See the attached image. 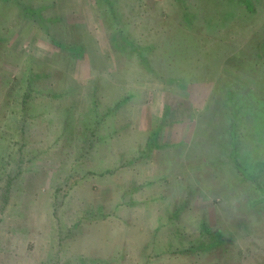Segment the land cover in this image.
Listing matches in <instances>:
<instances>
[{
	"label": "rangeland",
	"instance_id": "obj_1",
	"mask_svg": "<svg viewBox=\"0 0 264 264\" xmlns=\"http://www.w3.org/2000/svg\"><path fill=\"white\" fill-rule=\"evenodd\" d=\"M112 1L121 27L103 2L88 13L90 0H0V264H264V194L238 204L249 185L211 137L212 115L200 116L217 109V93L225 100L226 82L253 91L246 110L258 128L241 161L262 178L264 0H245L253 10L240 0ZM42 17L64 19L52 36L84 55L52 43ZM66 23L81 26V40ZM122 29L151 47L160 78L129 48L114 59ZM156 131L160 148L149 151ZM202 226L233 239L232 259L179 254Z\"/></svg>",
	"mask_w": 264,
	"mask_h": 264
},
{
	"label": "trees",
	"instance_id": "obj_2",
	"mask_svg": "<svg viewBox=\"0 0 264 264\" xmlns=\"http://www.w3.org/2000/svg\"><path fill=\"white\" fill-rule=\"evenodd\" d=\"M240 1H245V0H240ZM90 2H93L94 6H92V5L90 6V5H87L85 3L84 5H86V6L83 7L86 9V11L88 13H94L93 8L95 7V4H96V7L99 8L103 2L104 5H106L109 8L110 12L112 13L115 25L116 26L119 25V27H121L120 26L121 19H119V17H117V15H114L116 13V8H115V4L113 3L112 0H103V1L102 0H90ZM245 2H246L245 3L246 8L249 10H253L252 4L249 3L248 1H245ZM181 4H182L183 11H184V17H185L184 19L186 20L187 24H189L190 23V19L188 16L189 15V9L183 1L181 2ZM19 6L25 11V13H30L29 8L27 6H23L20 3V1H19ZM46 19L47 18L42 17V20H46ZM47 20L49 21V23H48V21H46V23L48 25H46V26L43 25V28H44V31H46L48 33L46 35H48L47 37H50L51 42L54 43L56 46L62 48L63 50H68L69 53L71 51L72 53L74 52L73 54L76 53L78 55V57H82L84 55V52L86 51L85 47L82 44L78 45L79 46L78 48L72 49V48H69V45H64V44L60 43L56 39V37L52 36V34H51L52 27H54L53 25L55 23H58L60 21H65V20L62 18H57V19L48 18ZM104 22L106 23L105 20H104ZM64 25H65L64 30H66V29L68 30V31H66V33H68L71 36V39L74 42H78L79 39L80 40L82 39L80 32L78 33V30L80 29L81 26H79V29H78V25H75V24L66 23ZM59 28L61 29V27H59ZM59 28L57 27V30H59ZM123 31H124L123 29L117 31V33L112 35L111 39H110V42L112 43L111 47L113 49V51L111 49V55L114 57V59H117L118 53L120 55H122V53H124V51H128V48H129V49H131L130 52L132 53V55H134L135 58L137 59L139 66L144 71H146L148 74L152 75L153 77H155L157 79L160 78L158 76V74H156L155 69L153 68L152 61H150V55L148 53L150 52L149 50L151 47L143 48L141 46H138V45L132 43L130 41V39L124 35ZM262 53L264 54V50H262L260 54H262ZM224 85H226V92H225L226 96H224L225 100H221L219 94L217 93L216 94V95H218L217 100H216L217 101V109L213 110L214 108H211V105H210L208 107L207 114H202L200 116H201V118L202 117L205 118L207 116L212 115V118L210 119V121H211L210 123H212V128H211V131L209 130L211 137L217 136L224 141L222 146L224 148L223 153L226 154V157H227L225 159L226 163L229 162V164H231V162H232L234 169H236V171L239 174L240 180L244 184L249 185V189L243 190L241 196L239 194V196H238L239 199L237 200L238 204H240V203L249 204L250 203L251 206H253V203H255L254 206H257L258 203H256V199L252 198V200H251L249 191L253 190V191H255V193L259 192L262 195L264 194V174H263L262 178L255 176L254 170L251 171L250 169H248L247 165L245 163H242V161H241V157H243L244 155H248L249 152H247L246 149H248L253 144V141H254V138L250 137V133H249L251 126H252V128H255V127L258 128V126H256V122L258 120L257 115L253 114L252 111H249L248 109L246 110V108H247V101H245L246 95L249 93L251 95H253V91L247 90V88H245L244 86H241L240 84H237V83L232 82V81L226 82ZM31 92H32V90L27 91V92H25V94L23 96V99H22L23 109L25 108V105L28 101V97L29 98L31 97L30 96ZM253 104H254V102H253ZM22 119L23 120L21 122L26 121V117H23ZM201 130H202V128H200L199 133L200 132L203 133V131H201ZM214 130H215V132H214ZM209 131H207V132H209ZM158 132L157 131L154 132L152 134V137L149 138L148 143H147V148H148L147 150L152 151L154 149L160 148V146L157 143V139L159 137ZM247 138H249V139L247 140ZM247 141H250V143H248ZM93 148H94V143H91L90 148L88 149V152H87V156L89 154H92V152L94 150ZM85 155L83 157H85ZM212 165H215V167L219 166V164L217 162H216V164L213 162ZM257 166H261L262 167L261 174L264 173V162L263 161L262 162L257 161ZM193 169H194V167H193ZM217 173H218V171H217ZM10 183L11 182L9 181V183L7 185V192L8 193L10 192V185H11ZM212 191L214 193H216L218 190H216V191L212 190ZM4 195H5V198H7L6 191H5ZM216 195L219 196L217 193H216ZM263 197H264V195H263ZM240 198H243V200H241ZM253 199L255 200V202H253ZM189 201L187 200L186 202L189 203ZM184 208H185V206H180V209L177 211L180 213ZM262 215L263 214H261L260 216H262ZM77 226H78V224L75 225L76 229L78 228ZM240 226L242 227V226H244V224H240ZM226 228H228V227H226ZM200 233H201V235L203 234L204 236L200 237L199 239H192L189 242V245L187 247H183V249L179 252V254L183 255L184 257L185 256L190 257V256H198L197 253L202 254L203 251H212V250L222 249L223 253H225V255H226V258L232 259V255H233L231 252L233 249V247L231 245V243H233L232 238H229L230 240L226 239L223 236V231H221V230L212 231V229L206 228L204 226H202ZM224 234H226V233L224 232ZM154 237L155 236H153V238ZM230 247H232V248H230Z\"/></svg>",
	"mask_w": 264,
	"mask_h": 264
}]
</instances>
